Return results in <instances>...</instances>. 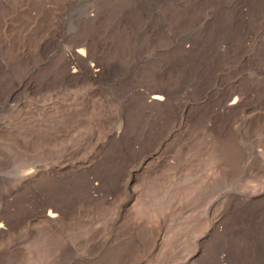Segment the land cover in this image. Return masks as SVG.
I'll use <instances>...</instances> for the list:
<instances>
[{"label":"rangeland","instance_id":"rangeland-1","mask_svg":"<svg viewBox=\"0 0 264 264\" xmlns=\"http://www.w3.org/2000/svg\"><path fill=\"white\" fill-rule=\"evenodd\" d=\"M0 225V264H264V0H0Z\"/></svg>","mask_w":264,"mask_h":264},{"label":"bare ground","instance_id":"bare-ground-1","mask_svg":"<svg viewBox=\"0 0 264 264\" xmlns=\"http://www.w3.org/2000/svg\"><path fill=\"white\" fill-rule=\"evenodd\" d=\"M89 50H88V52H89ZM76 53L81 55L83 59H85V60L88 59L89 53L87 54L86 50L84 48L78 49L76 51ZM141 94H142L140 96L141 98H138V103L135 105V107H136L135 120L137 119L138 122H140V120H142V119L147 120V126H149V125L151 126L153 121H155L160 115L163 114V112H164L163 105L166 103V100L168 101L169 96L165 93V91H160V90H149V91L146 90L144 92H141ZM237 102H238V98H236V97L232 98L229 105L233 106ZM260 156H261V152H259V151H257V152L253 151L252 152L251 156H249L250 160L246 164L247 170L244 169L245 170L244 176H247L248 173L251 172L250 168L252 165H250V163H253L256 159L258 160L259 158H261ZM230 159H232V158L230 157ZM226 161H227V159H226ZM48 216L51 219H56L58 217V214H57V212H50ZM0 227H2V225H0ZM247 230H248L247 228H244V229L238 230V232H235V231L234 232L245 238V237H247L246 236ZM226 234L227 235L232 234V230H230L229 226L226 227ZM228 248H229V245H228ZM230 255H231V253H230ZM230 255H228V256H230ZM228 258L230 259V257H228Z\"/></svg>","mask_w":264,"mask_h":264}]
</instances>
